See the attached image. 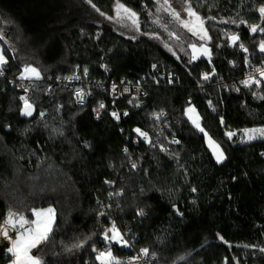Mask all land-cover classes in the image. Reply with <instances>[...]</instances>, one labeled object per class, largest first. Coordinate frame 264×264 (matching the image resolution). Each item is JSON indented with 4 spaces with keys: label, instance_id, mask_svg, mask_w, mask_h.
Listing matches in <instances>:
<instances>
[{
    "label": "trees",
    "instance_id": "trees-1",
    "mask_svg": "<svg viewBox=\"0 0 264 264\" xmlns=\"http://www.w3.org/2000/svg\"><path fill=\"white\" fill-rule=\"evenodd\" d=\"M116 1L138 12L144 24L149 19L151 0L79 3L84 11L92 4L111 13ZM191 4L209 25V60L193 61L148 37L132 39L72 17L63 0H0L6 76L15 79L26 66L41 74L32 80L30 116L22 115L17 91L0 78V225L9 211L34 220L33 210L53 206L49 241L32 251L44 264H101L102 250L120 260L144 248L147 264H264V138L238 142L226 135L264 127V85L239 84L246 68L263 58L261 37L252 36L249 25L259 22L264 0ZM227 30L239 32L249 58L240 44H227ZM103 66L110 79L141 81L147 89L146 106L120 123L109 116L95 120L92 101L77 107L61 82L73 70L104 77ZM211 70L213 78L203 79ZM165 71L173 82L156 84ZM190 105L224 149L223 161L185 116ZM159 126L178 143L164 140L159 148L135 141L136 129ZM102 203L111 207L104 211ZM113 224L134 249L104 239ZM8 247L0 235V264L10 262Z\"/></svg>",
    "mask_w": 264,
    "mask_h": 264
},
{
    "label": "rangeland",
    "instance_id": "rangeland-1",
    "mask_svg": "<svg viewBox=\"0 0 264 264\" xmlns=\"http://www.w3.org/2000/svg\"><path fill=\"white\" fill-rule=\"evenodd\" d=\"M79 1L87 2V0H63L64 6L68 7V9L71 12L72 17H79V18H88L90 21L95 22L96 24L103 25V26H109L114 29H116L118 32L123 34L126 37L132 38V39H138L140 37H148L151 40L157 42L160 46L168 50L170 53H173L175 55H178L179 53L186 55L189 57L190 60L196 61L199 58H206L211 59L212 57V36L209 29V25L207 24V19H205L191 4V0H168V5L171 6V9H174L177 13H179V19L174 18L170 11H166L165 8L167 7L164 5V0H151L152 4L147 5L148 13H149V19L144 24V18L141 17V15L133 10L132 8L128 7L124 3L120 1H116L113 5L112 12L106 13L101 10L97 11L98 8L93 7V5L88 4L87 11L82 10V3H79ZM117 3L122 4L125 8L130 9L131 12L136 13L135 21L136 23H133V19H130L128 14H125L123 9H121V14L118 16L116 11ZM186 3L191 5V8L194 10L195 13H197L201 18H203V25L201 27L200 21L196 20L194 16H189L188 13L185 11ZM101 13H104V15H101ZM181 21H187L189 22V27H184ZM189 28H193L196 32V34H193V31H189ZM204 31L207 32V36L201 40L200 37L203 35ZM235 35L238 37V39L233 42L232 36ZM227 44L229 46H235L239 45L240 36L238 31L234 30H227L226 35ZM191 44H195L196 50L194 51L192 47H190ZM261 44V39L259 41V45ZM203 45V48L201 47ZM241 45V44H240ZM258 45V47H259ZM0 55H2L7 61V56L4 53V45L0 44ZM244 46V45H243ZM240 47V46H239ZM208 49L207 52L204 51V49ZM240 49H246V55H249L248 47L244 46L243 48L240 47ZM193 56L196 58L193 59ZM31 68H35L30 66ZM36 69V68H35ZM25 68L23 69L21 76H25L32 80L40 79L41 74L38 69L37 72L39 73V76L32 72H25ZM252 85H258L260 84H249L245 86H252ZM260 96L259 94H257ZM32 105V104H31ZM25 108V103H23L22 111ZM191 108L193 111H188V109ZM32 113H33V105H32ZM185 116L187 119L191 122V124L199 130V128H203L201 125V117L195 108V106L190 105L185 110ZM195 121V123H194ZM196 124H199V128L196 127ZM245 129H264V127H252V128H245ZM242 129L240 131H228L233 132L235 135H233L229 139L236 140L238 142H247L255 139L264 138V135H262L259 132H253L245 134L244 130ZM203 133H207L205 135V140L208 148L213 153L215 159L217 160V156L220 153H223L221 157V161L225 159V152L220 143L215 140L213 137L210 136L208 132L205 130ZM250 136H254L255 138L250 139ZM210 138V139H209ZM214 143H211V142ZM219 146L218 148L216 146ZM220 161V162H221ZM112 228V227H111ZM117 228V227H116ZM118 229V228H117ZM119 230V229H118ZM121 233V231L119 230ZM111 235V233H109ZM115 243V242H114ZM111 244V243H109ZM108 244V245H109ZM120 246H122L120 243H118ZM106 251V250H102ZM112 253V251H111ZM99 252L97 253V255ZM113 255V253H112ZM114 257V256H113ZM101 263V260H99Z\"/></svg>",
    "mask_w": 264,
    "mask_h": 264
},
{
    "label": "built area",
    "instance_id": "built-area-1",
    "mask_svg": "<svg viewBox=\"0 0 264 264\" xmlns=\"http://www.w3.org/2000/svg\"><path fill=\"white\" fill-rule=\"evenodd\" d=\"M260 28H264V24ZM257 33L261 37V43L264 42V31L258 30ZM258 50L263 57L262 61L257 65H250L246 68L239 82L242 86H245L242 82L246 80L249 82L248 85H264V51H261V44ZM240 51L244 53L246 58H249V55H246L244 49H240ZM103 70L106 73L104 77H93L89 73L82 74L78 70H73L61 79L63 85L72 93L77 107H84L92 101L91 112L95 120H103L106 116H109L115 123H120L122 120L128 118L132 111L138 112L146 106L147 89L143 82H130L125 80L115 81L108 77L110 71L105 66H103ZM204 74H208L207 81H210L215 71H203V77ZM76 77H79V79H76ZM0 78H7L9 85L15 88L22 103H25V100L21 99V97H24L28 103L31 104L32 79L21 76V74L15 79L8 78L6 76L4 64L0 65ZM161 80L171 84L173 82V74L168 71L162 72L156 77L155 83L159 84ZM255 81H259V83ZM113 85H115V90H113ZM125 89H127V91H125ZM78 94H84V98L82 100L78 99ZM120 101H123V103L120 104ZM101 103H103L104 108H100ZM113 112L119 114V119L112 116ZM125 113H127V115H124ZM154 119L159 121L160 116L154 115ZM138 129H140L141 133L147 134V139L136 132L135 141L137 143L142 142L147 147L162 148L165 146L164 140L168 144H177L179 141L176 136L164 137L163 129L160 126L153 132H148L141 128ZM109 184L114 185L113 182ZM108 196H111V194H108ZM101 206L104 208V211H106V209L111 207V204L102 203ZM107 217L111 218V216ZM124 239L128 241V246L134 249L133 243L127 238L126 234H124ZM134 257L139 258L132 261ZM149 259L150 257L148 255L144 256L141 254L140 250H136L133 255L126 256L119 261L122 262V264H130V262H132V264H147Z\"/></svg>",
    "mask_w": 264,
    "mask_h": 264
},
{
    "label": "snow or ice",
    "instance_id": "snow-or-ice-1",
    "mask_svg": "<svg viewBox=\"0 0 264 264\" xmlns=\"http://www.w3.org/2000/svg\"><path fill=\"white\" fill-rule=\"evenodd\" d=\"M164 5L167 7L165 8L166 11H170L171 15L179 19V13H177L174 9H171V6L168 5V0H164ZM95 7V5H93ZM121 9H123L125 14H128L130 19H133V23H136L135 16L136 13L131 12L130 9L125 8L122 4L117 3L116 11L117 15L119 16L121 14ZM99 11V9H97ZM185 11L188 13L189 16H194L196 20L200 21V25L202 27L203 25V18H201L197 13L194 12V10L191 8L190 4L186 3ZM262 16H264V7L259 9ZM101 15H104V13H101ZM209 19H214L212 17H209ZM235 23V21H232ZM184 27H189V22L187 21H181ZM252 32H257L258 30L264 31V28H259L256 25H249ZM189 31H193V34H196L195 30L193 28H189ZM207 36V32L204 31L203 35H201L200 39L203 40ZM238 39L237 36L233 35L232 40L235 42ZM190 47L193 48V50H196V45L191 44ZM203 48V45H201ZM241 48L244 46L241 44ZM205 52L208 51V49H204ZM246 51V49H245ZM261 51H264V42L261 43ZM196 57L193 56V59ZM6 63L4 57L0 55V65ZM25 72H32L39 76V73L35 68H31L30 66L25 67ZM85 74H87V69H84ZM23 78V77H22ZM76 79H79V77H76ZM203 79H208V74H204ZM259 83V81H255ZM245 85H248V81H243ZM113 90H115V85H113ZM127 91V89H125ZM84 98V94H78V99L82 100ZM21 99L25 100V108L22 111V115L30 116L32 114V105L28 103V101L21 97ZM100 108H104L103 103L100 104ZM188 111H193V109L189 108ZM124 115H127L125 113ZM112 116L116 119H119V114L113 112ZM195 123V121H194ZM196 127L199 128V124H196ZM201 132L204 131L203 128H199ZM136 132L143 135L147 139L146 133H141L140 129H136ZM245 134L253 133V132H259L262 135H264V129H245ZM207 135V133H205ZM226 135L231 138L235 133L233 132H227ZM250 139L255 138L254 136H250ZM210 139V138H209ZM211 142V141H210ZM214 143V142H211ZM219 147L218 145L216 146ZM223 153H220L217 156V162L221 161ZM133 168L136 167L135 164L132 165ZM195 191V189H193ZM48 212H51L52 210H47ZM33 214L37 217L36 220H28L25 216L18 215L16 213H13L12 211H9L7 218L4 221L3 225H0V235H2L5 239H7L10 243V247L7 248V253L11 254L9 259L11 260V264H44L41 257L37 255H33L32 251L33 249H39V247L42 244H45L49 241V234L52 231L51 228V221L50 220H41V216L43 215L42 212L33 210ZM103 215V213H101ZM138 215L143 216L144 212L143 210H140ZM14 230L16 235L15 237L9 235V231ZM111 233V235H109ZM104 239L106 241H109V243H120L122 246H128V241L124 239V234L120 233L119 230L116 228L115 224H113L111 229H108L104 233ZM82 245H76L75 247H80ZM93 251H96V249H93ZM261 251H264V249H261ZM141 254L144 256H147L149 254V249L144 248L140 250ZM139 257L132 258V261H135ZM97 259L101 260L102 264H122L120 261H115V258L112 257L111 250L108 249L106 251H100L97 255ZM132 264V262H130Z\"/></svg>",
    "mask_w": 264,
    "mask_h": 264
},
{
    "label": "crops",
    "instance_id": "crops-1",
    "mask_svg": "<svg viewBox=\"0 0 264 264\" xmlns=\"http://www.w3.org/2000/svg\"><path fill=\"white\" fill-rule=\"evenodd\" d=\"M51 209L52 211L51 212H48L47 210ZM37 211H40L43 213V215L41 216V220H50L51 221V228H53L54 224H55V221H56V210L53 206H47V207H44V208H41V209H37ZM37 217L34 215V220H36ZM9 235L15 237L16 233L12 232L11 230L9 231ZM114 255H112L113 257ZM115 258V261H119V259H117L116 257ZM8 264H11V260ZM102 264V262H101ZM114 264V262H113Z\"/></svg>",
    "mask_w": 264,
    "mask_h": 264
},
{
    "label": "water",
    "instance_id": "water-1",
    "mask_svg": "<svg viewBox=\"0 0 264 264\" xmlns=\"http://www.w3.org/2000/svg\"><path fill=\"white\" fill-rule=\"evenodd\" d=\"M262 7H264V5L261 6L260 8H262ZM259 9L257 11L258 16L260 17L259 22L258 23H255V24H250V25H256V26H258V29L264 24V16H262V14L260 13ZM250 32H251V35L252 36H255L258 31L257 32H252L251 29H250Z\"/></svg>",
    "mask_w": 264,
    "mask_h": 264
}]
</instances>
